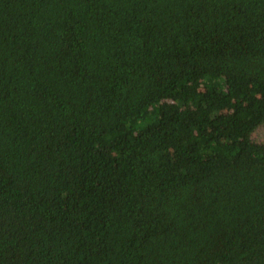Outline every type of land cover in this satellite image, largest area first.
Wrapping results in <instances>:
<instances>
[{
	"label": "trees",
	"instance_id": "16d2710c",
	"mask_svg": "<svg viewBox=\"0 0 264 264\" xmlns=\"http://www.w3.org/2000/svg\"><path fill=\"white\" fill-rule=\"evenodd\" d=\"M264 0H0V264H264Z\"/></svg>",
	"mask_w": 264,
	"mask_h": 264
},
{
	"label": "rangeland",
	"instance_id": "374dc122",
	"mask_svg": "<svg viewBox=\"0 0 264 264\" xmlns=\"http://www.w3.org/2000/svg\"><path fill=\"white\" fill-rule=\"evenodd\" d=\"M264 136V128H259L257 131L254 132L253 137L256 140L262 139Z\"/></svg>",
	"mask_w": 264,
	"mask_h": 264
}]
</instances>
